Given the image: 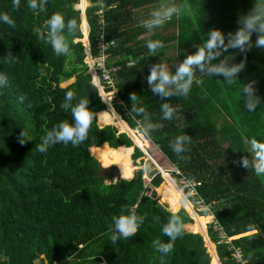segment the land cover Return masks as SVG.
Masks as SVG:
<instances>
[{
  "label": "trees",
  "instance_id": "16d2710c",
  "mask_svg": "<svg viewBox=\"0 0 264 264\" xmlns=\"http://www.w3.org/2000/svg\"><path fill=\"white\" fill-rule=\"evenodd\" d=\"M86 1L88 25L74 8L85 0H48L46 10L38 15L27 7V0H20L19 8L13 7V0H0V14H8L15 22L12 28L0 21V74L8 78V85L0 88V264H35L36 260L39 264H235L233 250L219 241L214 223L207 229L201 224L200 233L184 227L167 256L153 248L154 240L168 242L162 227L169 218L168 209L175 207L172 187L177 184L172 177L178 182L180 175L172 171L171 177L162 167L163 178L157 171L149 173L150 185L156 189L167 184L158 191L168 209L154 191L146 193L142 170H136L132 158L143 153L130 137L145 142L134 129L147 123L163 127L151 132L146 148L156 146L180 174L200 182L198 197L211 203L214 220L233 246L241 248L245 264H264V175L233 163L249 155L244 151L250 139L264 141V48L253 47L247 52L246 67L238 77L242 84L256 81L261 103L255 112H248L240 103L239 82L229 85L223 77L197 74L202 83H194L187 98H169L177 112L171 120H164L162 102L150 92L145 79L149 66L161 62L164 54L174 72L175 64L194 52L210 29L234 32L238 15L246 14L254 0ZM173 2L186 6L178 17L152 32L141 26L150 11ZM55 12L62 13L66 21L77 20L78 31L74 35L65 32L68 55L57 56L32 30ZM149 39L172 44L163 45L153 56L146 46ZM99 43L108 44L112 62L107 60V64L116 68L113 104L124 121L118 118L113 125L98 122L108 110L101 95L103 99L109 95L102 85L99 94L84 61V45L86 52L90 46L96 57ZM229 52L235 54L234 62L244 59L238 50ZM68 91L76 93L77 100L88 96V107L100 113L98 119L80 146L56 144L40 153L36 146L46 132L62 120L71 121L70 112L60 107ZM131 93L137 96L136 101L131 102ZM131 103L143 107L148 120L131 113ZM116 123L124 132H118ZM22 131L23 144L18 141ZM184 134L191 136L190 150L183 153L186 160L179 159L170 147ZM98 148L101 153L95 156L103 159V166L118 164L125 178L106 182L108 177L98 174L100 163L91 153H97ZM117 149L123 151L119 163L112 156ZM189 198V205L176 206L184 225L195 224L200 216L209 214L196 213ZM122 209L134 210L144 221L135 236L113 245L109 226Z\"/></svg>",
  "mask_w": 264,
  "mask_h": 264
},
{
  "label": "clouds",
  "instance_id": "9594fccd",
  "mask_svg": "<svg viewBox=\"0 0 264 264\" xmlns=\"http://www.w3.org/2000/svg\"><path fill=\"white\" fill-rule=\"evenodd\" d=\"M47 3L48 0H27V7L31 9L34 14L38 15L46 10ZM19 6L20 0H13V7L19 8ZM185 7L186 6L183 4L174 2L162 3L157 8L150 11L148 18L141 20L140 24L149 32H152L154 29L163 27L173 16L178 17ZM0 21L15 28V22L8 14H0ZM236 23L238 25L237 29L227 34L217 28L210 29L204 34V37H201V42L195 46V51L187 54L182 61L175 64L174 72L168 64L160 61L149 66V74L145 79L150 92L158 96L162 102L160 104V109L164 120H171L177 112V108L169 102V98H187L193 84L202 83L201 80L197 79V74L207 76L210 79L214 76L223 77V82L229 85L239 82V74L246 67L247 52L253 47L264 48V0H254L253 7L246 14L238 15ZM32 30L37 35L38 39L44 40L51 45L57 56L68 55L70 46L65 32L74 35L78 31V24L75 18H70L66 21L62 13L55 12L44 21L42 26H34ZM254 33L256 36L253 42L252 36ZM146 46L149 52L155 56L157 49L163 47V43L160 40L149 39L146 42ZM229 50H238L240 53L244 54V59H241L238 63L234 62L235 54L229 52ZM225 53H228V55H225ZM88 55L90 58L93 57L91 51L88 52ZM85 56H87L86 49ZM12 59L14 60L16 57L12 55ZM85 63L87 64V62ZM89 73L100 94L99 85L95 82L94 73ZM240 84V103L243 104L248 112H255L257 106L261 103V97L256 94V81L250 80L247 83ZM7 85V76L5 74H0V88L6 87ZM113 87L115 88V85ZM116 92L114 91L110 97L101 100L108 105V110L104 112L114 115V117L119 118L121 122H123L120 115L115 112L113 104V98ZM20 100L23 102V97H20ZM130 100L131 102L136 101L137 96L131 93ZM73 101L76 102L73 103ZM88 105V96L77 100L76 93L73 91L66 92L64 102L61 103L60 107L63 111L70 112L71 121L66 119L54 125L41 138V142L36 146V150L40 153H45L51 146L56 144H63L65 146L71 144L73 147H78L83 144L88 138V133L92 127L93 121L97 120L100 114L93 112ZM130 112L137 115L142 114L144 119L148 120V113L146 110L143 107H137L135 103H131ZM162 127L163 125L159 123H147L141 128L136 127V131L140 139L145 142H150L151 132ZM118 132L120 131L118 130ZM24 135L22 131L18 138L21 144L25 141ZM190 143L191 136L184 134L177 136L170 143V147L179 159L186 160L188 157L184 156L183 153L190 150L187 148V145ZM248 144L249 147L247 151L244 152L249 155L241 156L238 161H233V163H237L239 166L246 169L251 168L255 175L262 176L264 175V141L252 138L248 141ZM172 179L177 184V181L173 177ZM177 186L173 185L172 187V190L177 193L176 198L173 199V205H189V196L187 198V195L183 192L184 189L178 184ZM188 186L189 183L186 182L185 187ZM188 195H191V193ZM190 200L192 201V199ZM169 212V218L162 227V232L168 238V242H161L159 239L152 242L153 248L161 253L162 256H167L172 252L175 241L182 237L184 232V222L182 217L178 214V210L173 207L169 209ZM205 215L213 214L209 212V214ZM213 220L214 215L212 221L208 224L213 223ZM143 221L144 217L138 215L134 210L125 211L122 209L120 215L112 217V224L109 226L110 243L115 245L122 239L135 236Z\"/></svg>",
  "mask_w": 264,
  "mask_h": 264
},
{
  "label": "built area",
  "instance_id": "2783aa9c",
  "mask_svg": "<svg viewBox=\"0 0 264 264\" xmlns=\"http://www.w3.org/2000/svg\"><path fill=\"white\" fill-rule=\"evenodd\" d=\"M107 50H108V44L99 43L98 46H97V55H96V57H91L92 64H90L87 61L86 62H87V64L89 66L93 67L94 73L97 76L98 83L101 82L102 86L105 89L107 87H109L111 89L112 93L109 95V97H110L115 91V88L113 87L114 86V75H113V72L115 71L116 68L114 66H112V65H108L107 64V60H108ZM89 52H90V48H89ZM166 171L169 174L172 171H175L176 174L180 175L177 184L178 185L182 184L181 188L184 189V190L185 189L187 190V191L185 190L187 197L190 196V195H188L189 193H191V195H194V194L197 195V188L196 187H197V185L200 182H198L196 180H193V179H188V178L184 177L182 174H180V172H179V170L177 168L176 169H166ZM155 173H153L152 175H154ZM160 173H161V171H160ZM151 178H152V176H147L146 173L143 176V179L145 180V182L149 183V184L151 182ZM186 182L189 183L188 187H185V183ZM192 202H194L195 205L198 207V208L196 207V209L199 212H201L200 210H202V211H206V212H210L211 213V203L210 202L209 203L204 202V200L202 198L198 197V195L196 196V198L192 199ZM194 203H192V205H194ZM211 216H212V219H213V215H211ZM213 223H214V230L218 233L219 241L222 242V243L227 244L228 248L233 250V256H234V259H235V264H245V259L242 256L241 248L233 246V244L231 243V238L228 237V235L226 234V232L224 231L222 226L216 220H213Z\"/></svg>",
  "mask_w": 264,
  "mask_h": 264
},
{
  "label": "rangeland",
  "instance_id": "374dc122",
  "mask_svg": "<svg viewBox=\"0 0 264 264\" xmlns=\"http://www.w3.org/2000/svg\"><path fill=\"white\" fill-rule=\"evenodd\" d=\"M81 2V1H80ZM79 3V2H78ZM89 5V3L87 2V1H85L84 3H81V4H78L77 6L75 5L74 6V8L76 9V10H80V16H82V19H83V17H84V15H85V9L84 8H86L87 6ZM83 9V10H82ZM82 13H83V15H82ZM85 18H86V16H85ZM81 28H82V21H81ZM76 42H80V41H76ZM172 44V43H171ZM171 44H169V45H171ZM86 60H87V56H85V62H86ZM179 62H177L176 64H178ZM91 64V63H90ZM90 66L88 65V68H89ZM88 68L86 69V71L88 72ZM95 77H97V76H95ZM92 80H93V78H92ZM108 95H110L111 93H107ZM102 98H103V96H102ZM106 107H104V109H105ZM122 119H123V117H121ZM118 118H116V117H114L113 115H111V114H109V113H104V115H102L101 116V118L99 119V121L98 122H100V124H101V126H103V125H106V124H111V125H113V122L115 121V120H117ZM124 121V120H123ZM118 125H120L119 123H117ZM115 126V125H114ZM138 128H140L139 126H138ZM121 130H123V129H121ZM136 134H137V131H136ZM135 143L136 144H139L140 145V148L142 147V148H145V144L147 143V142H142V141H140L138 138H137V136L135 137ZM151 147L150 148H148L147 150H148V152H149V154L151 155V157L150 158H147V156H146V154L144 155V151H143V149L141 150L142 151V153H143V156H142V158L141 157H139V158H134L135 156H133L132 158H133V162H134V164H135V166L137 167L136 168V170H138V169H142V175L144 176V174L146 173L147 174V176H152V175H150L149 173H154V172H159L160 170L158 169V167H162V168H164L165 170L166 169H176L177 167L175 166V165H173V164H171V163H169L166 159H165V157L162 155V156H160L159 154H158V150H157V147L156 146H152V145H150ZM91 153L95 156V154H96V152L94 153V152H92V150H91ZM112 154H113V156L117 159V163H119V161H120V159H121V156H123V151H121V149H117V150H115L114 152H112ZM96 157V156H95ZM114 157H113V159H114ZM162 157H163V160H162ZM97 159H98V157H96ZM98 161H99V159H98ZM116 166H118V164L116 165ZM135 170V171H136ZM161 174V176H162V173H160ZM126 177H133V175L132 174H127V175H125ZM109 180L110 181H112V182H114L115 181V178H113V179H108V180H106V182H109ZM144 180V179H143ZM147 180V179H146ZM163 182V181H162ZM161 182V183H162ZM144 183H145V186L147 187L146 188V193L148 194V195H151L152 194V191H154L155 192V196L157 197V199L159 200V202H161V203H163V205H165L166 207H167V209H168V205H167V202H165V201H162V199H161V197H160V195H159V191L156 189L157 187H153L152 185H150L149 183H146L145 182V180H144ZM163 185H164V183L162 184V186L161 187H163ZM160 187V188H161ZM186 190V189H185ZM187 191V190H186ZM192 202V201H191ZM192 203H194V202H192ZM193 206V209L196 211V213H198L199 211L196 209V205H195V203H194V205H192ZM181 208V207H180ZM179 208V209H180ZM198 208V207H197ZM169 210V209H168ZM201 212H202V210H200ZM199 214V213H198ZM203 217H206V221H205V223H207L206 224V226L208 225V223H210L211 221H212V218L210 217V215H204ZM201 221L202 222H204L203 220H202V218H201ZM193 223V222H192ZM191 224V223H190ZM187 226V225H186ZM185 226V229L186 230H188V231H192V232H194L191 228H189V227H186ZM206 229H207V227H206ZM196 232V231H195ZM210 256V255H209ZM211 259V258H210ZM35 264H39V261L38 260H36L35 261ZM101 264H103V263H101Z\"/></svg>",
  "mask_w": 264,
  "mask_h": 264
},
{
  "label": "bare ground",
  "instance_id": "6f19581e",
  "mask_svg": "<svg viewBox=\"0 0 264 264\" xmlns=\"http://www.w3.org/2000/svg\"><path fill=\"white\" fill-rule=\"evenodd\" d=\"M84 3V2H83ZM81 10V9H80ZM83 14V13H82ZM84 17H85V15H84ZM84 17H83V21H84V23H85V20H86V18H85V20H84ZM83 23V24H84ZM87 62H89V63H91L92 64V61L90 60H88V57H87V60H86ZM88 71L89 72H92V73H94V69H93V67L92 66H90L89 68H88ZM94 76H96L95 75V73H94ZM101 85H102V83L101 82H99V89H100V87H101ZM104 88V87H103ZM104 90H105V92L106 93H112L111 91H108V90H106L105 88H104ZM103 99V98H102ZM106 104V103H105ZM106 107H107V104H106ZM107 110V109H106ZM105 110V111H106ZM116 112V111H115ZM117 113V112H116ZM121 117V116H120ZM117 124V123H116ZM118 125V124H117ZM119 126V128H120V130L121 129H123V127H121L120 125H118ZM134 130H137V129H134ZM121 131H124V130H121ZM139 147H140V145L139 144H137ZM92 148H95V146L94 147H92ZM142 148V147H141ZM143 149V151L145 152V154L147 155V158H150L151 156L147 153V148L145 147V148H142ZM112 151H113V149H112ZM112 156H113V154H112ZM100 163H101V165H103V162H101L100 161ZM113 165V164H112ZM158 169L161 171V173H163V174H165V172H167V171H163V169L161 168V167H158ZM118 170H119V168H118ZM120 171V170H119ZM168 173V172H167ZM120 175H121V173H120ZM170 175V174H169ZM121 177H123V176H121ZM162 177H163V175H162ZM166 184V183H165ZM167 185V184H166ZM169 186H172V185H169ZM184 191V190H183ZM177 195V194H176ZM210 217H211V215H210ZM201 218H202V220L204 221V222H202L201 221ZM205 221H206V217H203V216H200V219L193 225V226H187V227H189V228H191L192 230H194V231H196V232H198V233H200L201 232V224H205V227H207L206 226V224L207 223H205ZM199 228H200V230H199Z\"/></svg>",
  "mask_w": 264,
  "mask_h": 264
},
{
  "label": "water",
  "instance_id": "95a60500",
  "mask_svg": "<svg viewBox=\"0 0 264 264\" xmlns=\"http://www.w3.org/2000/svg\"><path fill=\"white\" fill-rule=\"evenodd\" d=\"M81 19H82V16H81ZM87 56H88V52H87ZM116 128H118L117 126H115ZM120 132H124V131H121L120 129H118ZM129 134V133H128ZM130 136V135H129ZM131 138V140H132V142H133V144L135 145V146H137V147H139L136 143H135V141L132 139V137H130ZM140 148V147H139ZM140 150H142L141 148H140ZM99 163H100V161H99ZM98 174L100 175V176H106V177H108L109 179H113V178H115V180L116 179H118V178H125V177H121V175H120V171L118 170V167L116 166V165H109V166H103V165H101V163H100V168H99V170H98Z\"/></svg>",
  "mask_w": 264,
  "mask_h": 264
},
{
  "label": "crops",
  "instance_id": "0c3cea01",
  "mask_svg": "<svg viewBox=\"0 0 264 264\" xmlns=\"http://www.w3.org/2000/svg\"><path fill=\"white\" fill-rule=\"evenodd\" d=\"M85 1H86V0H85ZM84 20H85V17H84ZM85 23H86V22H85ZM86 24H87V23H86ZM87 25H88V24H87ZM83 37H84V34H83ZM166 44L169 45V44H171V42L166 43ZM166 44H163V45L166 46ZM84 47H85V49H86V46H85V45H84ZM87 57H88V56H87ZM166 57H168V56L164 54V56H162L161 62L166 63V62H165V61H166ZM108 60L111 61L110 59H108ZM111 62H112V61H111ZM170 63H171V62H170ZM103 126H104V125H103ZM147 145H148V142L145 144V147H147ZM132 147H133V146H132ZM95 148H96V147H95ZM98 149H99V148H98ZM157 150H158V149H157ZM157 152H159V150H158ZM99 153H101V150H100V149L98 150V152H97L96 154H99ZM147 153L149 154L148 151H147ZM96 154H95V155H96ZM158 154H159L160 156H162V155L160 154V152H159ZM132 155H133V154H132ZM149 155H150V154H149ZM150 156H151V155H150ZM98 159H99V158H98ZM162 160H163V157H162ZM99 161L103 162V159H99ZM133 169H134V167H133ZM164 185H165V182H164ZM164 185H163V186H164ZM159 189H161V188H159ZM159 189H157V190H159ZM176 194H177V193H176ZM176 196H177V195H176ZM160 197H161V196H160ZM161 199H162V197H161ZM165 202H167V201L165 200ZM167 205H168V202H167ZM176 206H177V205H175V208H176ZM186 225H187V226H193L194 224H190V223H189V224H185L184 227H185ZM187 226H186V227H187ZM199 230H200V228H199ZM193 231H194V230H193ZM194 232H195V231H194ZM214 245H215V244H214Z\"/></svg>",
  "mask_w": 264,
  "mask_h": 264
}]
</instances>
